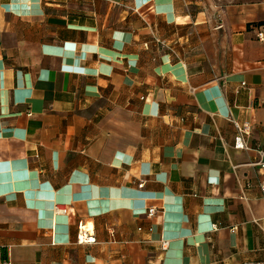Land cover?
<instances>
[{"label": "crops", "instance_id": "0c3cea01", "mask_svg": "<svg viewBox=\"0 0 264 264\" xmlns=\"http://www.w3.org/2000/svg\"><path fill=\"white\" fill-rule=\"evenodd\" d=\"M258 31L264 0H0V264L264 262Z\"/></svg>", "mask_w": 264, "mask_h": 264}, {"label": "built area", "instance_id": "2783aa9c", "mask_svg": "<svg viewBox=\"0 0 264 264\" xmlns=\"http://www.w3.org/2000/svg\"><path fill=\"white\" fill-rule=\"evenodd\" d=\"M256 36L259 40H264V33L258 31L256 33ZM156 41L159 42L158 40ZM235 125L237 128V132L234 137V148L246 149L247 148L246 136H248V134L250 133L251 126L249 123H243V124L235 123ZM258 154H259V160L257 164L262 169H264V147L258 150ZM260 189L262 193V198H264V183L261 184ZM156 211L157 209L155 207H149L146 210V214L147 216H152ZM53 213L55 215H66L68 214V206L65 204L57 203L53 206ZM94 241H95V238L93 234H89L86 230L82 228V225L79 224L77 234H76V242L77 243H83V242L90 243ZM165 244L166 242L162 243V245H165ZM1 264H12V263L9 260H6V261L1 262ZM244 264H264V262H245Z\"/></svg>", "mask_w": 264, "mask_h": 264}, {"label": "rangeland", "instance_id": "374dc122", "mask_svg": "<svg viewBox=\"0 0 264 264\" xmlns=\"http://www.w3.org/2000/svg\"><path fill=\"white\" fill-rule=\"evenodd\" d=\"M202 5H213V6H223L227 4L242 2L244 0H199ZM250 1V0H247Z\"/></svg>", "mask_w": 264, "mask_h": 264}]
</instances>
